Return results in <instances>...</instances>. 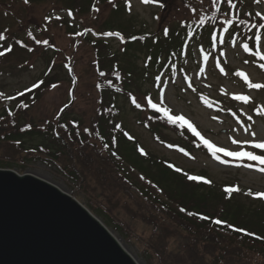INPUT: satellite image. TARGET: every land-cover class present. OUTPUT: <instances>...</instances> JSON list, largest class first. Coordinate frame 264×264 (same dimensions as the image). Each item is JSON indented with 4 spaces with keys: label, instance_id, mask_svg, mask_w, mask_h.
Instances as JSON below:
<instances>
[{
    "label": "trees",
    "instance_id": "1",
    "mask_svg": "<svg viewBox=\"0 0 264 264\" xmlns=\"http://www.w3.org/2000/svg\"><path fill=\"white\" fill-rule=\"evenodd\" d=\"M183 1L190 10L176 13L171 18L167 14V24L151 33L144 29L134 31L132 20L123 21L124 7L119 3H114L112 13L100 21L93 12L101 0H29L28 4L20 0L30 7L45 5L47 14L37 29L26 26L22 33H14L10 37L13 44L6 43L9 37L0 32L3 37L0 51L6 53L0 57V78L30 70L27 64H12L17 49L21 52V63H30L35 58L42 62L43 69L25 90L9 97L0 95V169L19 167L18 170L23 171L28 161L59 167L64 174L78 181L87 194L88 209L101 217L105 225L114 224L117 228L115 219H119L120 212H117L116 204L121 205L119 211L124 212L121 215L136 218L146 225L151 231L146 250L157 260L156 264H264V198L257 196L263 193L242 187L239 180L217 181L206 172H191L159 157L128 127L127 105L133 116L136 115V123L152 136L154 142L173 147L182 154H189L191 149L207 151L203 146L197 147L198 141L186 128L168 123L163 113L154 112L147 103L145 107L139 104L137 108L132 102L136 98L132 95L140 84L150 81L154 89L147 93L159 104L163 77L179 86L180 83L177 85L173 79L178 73L181 84L190 85L189 63L192 68L196 67V55L201 60L208 56L207 62L211 63L216 58L221 65L218 56L224 58L222 53L229 43L238 39L242 45L248 43L251 47L253 32L264 31L251 27L257 22L255 8L262 0H233L236 9H231L226 2L220 3V12L212 7L211 0ZM60 5L67 11L53 10ZM236 13L244 19V24L238 22ZM226 18L235 23H224ZM53 22L63 27V33L71 36L75 43H88L94 48L91 61L93 89L100 100L88 120L73 114L72 102L58 109L52 121L41 125L33 123L27 116V110L41 92L59 83L74 86L77 82L74 59L65 54L59 58L60 49L46 34ZM224 28L229 31L226 33ZM212 36L217 37L216 41ZM220 38L223 43L219 42ZM113 39L123 44L121 52L111 50ZM8 48L12 51L7 52ZM244 53L247 57L252 56ZM140 56L144 59L143 65L137 63ZM220 65L214 66L221 69ZM223 65L229 67L226 62ZM100 71L105 73L104 77L99 75ZM75 89L71 92L72 100ZM171 133L175 135L173 139L169 137ZM190 175L202 179L189 180ZM204 179L210 183H204ZM229 187L238 190L227 192ZM241 194L246 195L248 201H243ZM181 208L185 211L181 212ZM188 212L197 215L189 216ZM199 215L209 219L202 221ZM215 219L224 224H212ZM228 225L254 235L233 232ZM257 236L262 239H256ZM169 243L170 248H167Z\"/></svg>",
    "mask_w": 264,
    "mask_h": 264
},
{
    "label": "rangeland",
    "instance_id": "2",
    "mask_svg": "<svg viewBox=\"0 0 264 264\" xmlns=\"http://www.w3.org/2000/svg\"><path fill=\"white\" fill-rule=\"evenodd\" d=\"M183 2V0H151L150 3L145 4L141 0H111V2L110 0L108 2L101 0L97 7L99 11L94 10L93 13L102 21L108 13H112L114 3H119L124 7L122 20H132L131 25L134 31L144 29L147 32L156 33L167 24L168 15L171 18L176 13H185L190 10ZM46 9L43 4L30 7L22 4L20 0H0V32L9 37L6 43L13 44L10 42L12 41L10 37L16 32L22 33L26 26H30L32 30L40 27L47 14L45 13ZM53 10L61 13L67 11L62 5ZM255 11L264 14V0L255 8ZM54 23L49 26L46 34L60 49L59 58L65 54L74 59L77 82L74 86L70 83H59L41 92L37 101L27 110L28 118L33 123L40 125L52 121L58 109L70 102H72L70 108L73 114L88 120L94 115L100 100L96 89H93L94 72L91 61L94 58V48L88 43H75L71 36L63 33V27L60 28L58 24ZM110 43L112 51H122L123 44L119 40L113 39ZM262 51H264V45H262ZM15 52L17 56L14 57L13 54L12 64H27L30 70L15 76L0 78V92L4 97L25 90L38 78L40 69H43L42 62L35 58H32L30 63H21V52L18 49ZM23 55L25 54L23 53ZM218 57L221 65L215 61L216 58L211 63L195 56L196 67L192 68L189 63L191 86L182 85L178 73L174 74L173 79L177 85L180 83L179 86H174L173 82L163 77L160 81L159 100L163 95V104L171 110L172 115H183L194 123L201 135L219 147L235 151L238 150V146L232 143L233 140L264 142V115L258 114L264 112V89H249L244 79L237 75L238 72H244L252 83L264 84V68L259 66L264 61L261 62L253 56L247 57L243 51L242 43L238 39L226 46L224 58ZM137 59V63L143 65V57L140 56ZM223 61L229 65L228 68L223 65ZM214 63L220 65L224 72L222 73L219 68L215 67ZM72 86L76 87L73 91V100ZM152 89L154 87L151 86L150 81L140 84L139 91H135L132 95L136 98L137 104L145 107L147 98L150 96L148 93ZM233 95H247L250 100L247 103L236 101L232 99ZM125 109L130 132L142 141V144L152 153L159 157H165L188 171L206 172L217 181L239 180L242 187L264 194V172L258 170L261 167L258 163L235 160L230 157L223 159L221 156L220 159L225 163H220L209 152L203 150L191 149L188 155L182 154L173 147L154 142L152 136L140 124L136 123V115L133 116L134 114L131 113V107L127 105ZM248 117L252 119L249 120ZM245 128H248L249 131L246 132ZM252 132L256 134L254 137L251 135ZM172 136H175L174 133H171L169 137L172 138ZM245 150L264 155V152L257 149L246 148ZM18 169L19 167L9 170L19 176L30 175L49 184H54L61 192L75 199L103 224L124 248L127 255L133 258L137 264H156L157 260H154L146 250L150 229L136 218H126L121 215L124 213L119 211L121 205H115L117 212H120L119 219L117 217L115 219L117 228L114 224L107 226L101 217L96 216L88 209L87 194L81 189L78 181H74L68 174H64L59 167L50 163L28 161L24 164L23 171ZM240 198L243 201H248L246 195L241 194ZM167 248H170V243Z\"/></svg>",
    "mask_w": 264,
    "mask_h": 264
},
{
    "label": "water",
    "instance_id": "3",
    "mask_svg": "<svg viewBox=\"0 0 264 264\" xmlns=\"http://www.w3.org/2000/svg\"><path fill=\"white\" fill-rule=\"evenodd\" d=\"M0 264L135 263L75 199L0 169Z\"/></svg>",
    "mask_w": 264,
    "mask_h": 264
},
{
    "label": "snow or ice",
    "instance_id": "4",
    "mask_svg": "<svg viewBox=\"0 0 264 264\" xmlns=\"http://www.w3.org/2000/svg\"><path fill=\"white\" fill-rule=\"evenodd\" d=\"M23 2L25 4L29 3V0H23ZM111 2V0H110ZM142 3L148 4L151 2V0H141ZM226 2L231 9H236L237 5L236 3L233 2V0H211V4L212 7H214L216 9L217 12H220L221 9L218 6L220 3H224ZM257 2H259V0H257ZM128 7L130 8L131 5L129 4ZM96 11H99V9H95ZM195 11V10H194ZM69 16L72 15L71 12L68 13ZM248 15H251V13H249ZM237 16V20L240 24H244V19L239 17V14L236 13ZM255 16L258 18L256 23H253L251 25L252 29H264V14H262L261 12H256ZM49 19V18H46ZM57 20L60 19V17H56ZM212 19H216V17H212ZM201 23H204V20L201 18ZM224 23L232 25L235 22L232 21L231 19H225ZM223 27V25H221ZM224 31L227 33L229 31L228 28H224ZM29 35H31V33H29ZM107 35L111 36L113 35L112 33H108ZM165 35H167V30H165ZM0 39H3L2 36H0ZM217 37L216 36H212V40L216 41ZM220 43H223L224 40L223 38H220ZM37 43H39V41H37ZM46 43V41H45ZM262 45H264V31H262L260 34H257L256 32H253V43L252 46L250 47V45L248 43H243L242 48L243 51L246 53H250L253 57H257L260 61H264V51H262ZM22 47H24L25 45H21ZM32 49H29V51H31ZM12 49L8 48L7 52H11ZM6 53L4 51H0V57L4 56ZM223 55V53H222ZM203 59L205 61L208 60V56H204ZM261 68H264V63L259 65ZM221 72H224V69L221 68L220 69ZM201 71H203V69H201ZM99 75L101 77L105 76V73L103 71L99 72ZM237 75L239 77H242L244 79V81L247 83V87L249 89H264V84H260V83H252L248 76L244 73V72H238ZM39 85H34V87H38ZM191 86V85H189ZM193 91H195V89H193ZM0 95H2V93H0ZM21 95H23V93H21ZM11 99V98H10ZM233 100L236 101H242V102H249L250 97L247 95H233L232 96ZM134 104H136V107L139 108L140 105L136 103L135 99H133L132 101ZM147 104L154 110V112L156 113H163L164 117L166 118L168 123H171L173 125H177L178 127L185 129L190 132L192 134V136L194 138H196V140L198 141L197 143V147L203 146V148L207 149V151L211 154V156L216 159L219 160L220 163H225L224 160L220 159V155L218 154H223L224 157H230L233 158L235 160H249V161H254L256 163H258L259 165H261V167L258 169L261 172H264V155H258L253 151H248L245 150L246 148H252V149H257L260 150L261 152H264V142H255V141H237V140H233L232 143L236 144L238 146V150H228L225 149L223 147H219L217 145H215L214 143L210 142L208 139H206L203 135H201V133L197 130L196 127H194V125L189 122V120H187L183 115H172L171 110L168 107H164L163 106V95H161L160 98V102L158 103H154L152 101L151 98H147ZM26 107V106H25ZM261 115H264V112L258 113ZM215 119V117H213ZM249 120H251V117H248ZM116 127H119L118 125ZM245 131H249L248 128H245ZM125 135L127 136L128 134L125 133ZM251 135L254 137L256 134L254 132L251 133ZM129 139H132L130 136L128 137ZM105 147H107V145H105ZM181 151H183V149H180ZM140 152L142 155H144V151L143 149H140ZM185 155H188L187 152L184 153ZM113 155H116L115 153H113ZM169 167H172L171 165H169ZM176 171H180L179 169H176ZM189 180H193V181H199L202 178L200 177H196V176H188ZM204 183H210V181L204 179L203 180ZM238 189H234V188H227L226 191L227 192H233L236 191ZM249 195H252V193H248ZM257 196H260L261 198H264V194H257ZM185 210L183 208H181V212H184ZM187 215L189 216H194L197 215L195 213L192 212H188ZM199 219L202 221L208 220L209 217L204 216V215H199ZM212 224L214 225H222L224 224L223 221H221L220 219H215L211 221ZM227 227H230L231 230L233 232H238V231H243L244 235H254V234H250L247 233L246 231L242 230V229H237L235 227H232L231 225H228ZM256 239H262L261 237H256Z\"/></svg>",
    "mask_w": 264,
    "mask_h": 264
},
{
    "label": "bare ground",
    "instance_id": "5",
    "mask_svg": "<svg viewBox=\"0 0 264 264\" xmlns=\"http://www.w3.org/2000/svg\"><path fill=\"white\" fill-rule=\"evenodd\" d=\"M51 184V183H50ZM51 185H53L54 187H56L54 184H51ZM57 189H58V187H56ZM113 236V235H112ZM113 238L115 239V241L119 244V242L117 241V239L113 236ZM119 246L123 249V251L125 252V250H124V248L119 244ZM125 253H127V252H125ZM131 258V257H130ZM133 261H134V263L135 264H137V262L133 259V258H131Z\"/></svg>",
    "mask_w": 264,
    "mask_h": 264
}]
</instances>
